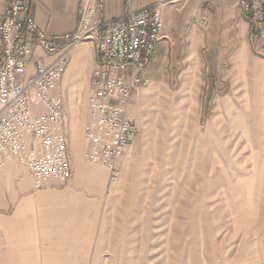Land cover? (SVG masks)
<instances>
[{
    "label": "rangeland",
    "instance_id": "1",
    "mask_svg": "<svg viewBox=\"0 0 264 264\" xmlns=\"http://www.w3.org/2000/svg\"><path fill=\"white\" fill-rule=\"evenodd\" d=\"M236 55L220 76L206 60L160 65L133 98L119 179L76 209L18 212L32 191L0 203V264H262L264 59Z\"/></svg>",
    "mask_w": 264,
    "mask_h": 264
},
{
    "label": "built area",
    "instance_id": "2",
    "mask_svg": "<svg viewBox=\"0 0 264 264\" xmlns=\"http://www.w3.org/2000/svg\"><path fill=\"white\" fill-rule=\"evenodd\" d=\"M2 1L0 170L8 159L16 161L30 171L35 190L72 178L63 98L52 89L62 80L71 51L83 41H92L98 57L90 78L92 120L84 131L83 157L89 164L105 167L110 181H117L119 159L138 136L130 114L133 98L151 83L147 67L164 27L159 6L137 8L134 0H125L124 13L105 20L107 0H82L76 30L49 35L31 14L32 0ZM240 7L257 53L264 58V0H242ZM40 105L44 112L33 109Z\"/></svg>",
    "mask_w": 264,
    "mask_h": 264
},
{
    "label": "crops",
    "instance_id": "3",
    "mask_svg": "<svg viewBox=\"0 0 264 264\" xmlns=\"http://www.w3.org/2000/svg\"><path fill=\"white\" fill-rule=\"evenodd\" d=\"M81 1L32 0L31 14L38 25L49 35L72 33L79 23L78 9ZM241 1L134 0V6L137 8L156 3L164 19L161 39L157 43L151 63L147 67L151 82L163 75V66L160 65L169 61L206 60L207 69L211 68L214 74L220 76L222 75V66L233 58V53L237 54L236 57L241 60L240 63L243 66L247 59L246 53L249 50L255 56L264 59L258 55V46L250 38L251 27L240 7ZM125 7V0H107L102 16L105 20L120 17L124 13ZM3 9L4 3L0 0V12ZM38 52L40 51L38 50ZM97 57L94 42H81L71 51L64 76L52 89L55 95L63 98L66 120L68 115L71 116L73 179L71 178L68 186L62 190H43L47 185L55 182L48 183L43 189L35 190L30 171L16 161L8 159L0 170V203L4 206H7L9 202H14L23 193L32 191L35 193L28 194L30 198L19 205L18 212L25 210L38 212V209H41L45 204H51L56 211L68 212L81 204V191L88 194L96 193L103 188V182L109 184L110 187L116 183V181H110L109 172L105 167L91 166L98 164H89L83 157L87 147L84 131L90 123L88 120L91 115L88 105L90 78L97 64ZM47 60L51 59L47 58ZM75 110L77 122L81 126V135L77 133V138H74L73 131L75 121L72 112ZM80 114L81 121H79ZM84 121H86L85 124ZM68 125L67 120L69 140ZM123 155L119 159L120 167ZM75 167L77 171H75Z\"/></svg>",
    "mask_w": 264,
    "mask_h": 264
},
{
    "label": "bare ground",
    "instance_id": "4",
    "mask_svg": "<svg viewBox=\"0 0 264 264\" xmlns=\"http://www.w3.org/2000/svg\"><path fill=\"white\" fill-rule=\"evenodd\" d=\"M163 30V29H162ZM162 33V31H161ZM160 37H161V34H160ZM80 116V115H79ZM81 118V117H80ZM81 126L78 124V122L76 123V128H75V131H74V138H77V133H79L81 135ZM78 134V135H79ZM79 138V137H78ZM76 140V139H75Z\"/></svg>",
    "mask_w": 264,
    "mask_h": 264
}]
</instances>
